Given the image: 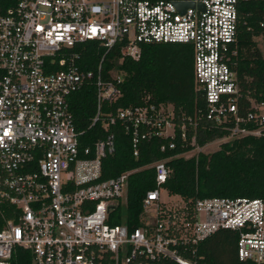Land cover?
I'll list each match as a JSON object with an SVG mask.
<instances>
[{
    "label": "built area",
    "instance_id": "1",
    "mask_svg": "<svg viewBox=\"0 0 264 264\" xmlns=\"http://www.w3.org/2000/svg\"><path fill=\"white\" fill-rule=\"evenodd\" d=\"M176 1L194 5L181 11ZM242 1L0 0V264H196L182 251L220 229L238 233L239 260L264 264V201L179 196L178 203L163 202L161 191L171 194L163 186L169 175L163 160L150 165L155 187L142 200L144 225L110 224L108 207L125 195L135 169L103 178L114 134L82 146L68 101L82 86L94 85L91 125L101 121L106 131L122 125L138 156L141 141L173 137V107L146 103L101 115L102 104L121 94L122 81L118 74L103 78L105 58L114 51L118 63L138 61L143 44L188 43L196 88L207 105L203 117L228 131L214 141L261 134L240 123H264V103L251 101L256 110L237 116L240 92L229 65ZM88 40L103 50L96 70H85L75 49ZM187 123L197 125L191 117ZM181 137L188 139L184 131ZM190 141L184 156L208 144L197 145L195 134Z\"/></svg>",
    "mask_w": 264,
    "mask_h": 264
},
{
    "label": "trees",
    "instance_id": "2",
    "mask_svg": "<svg viewBox=\"0 0 264 264\" xmlns=\"http://www.w3.org/2000/svg\"><path fill=\"white\" fill-rule=\"evenodd\" d=\"M236 54L229 65L235 72L240 96L237 116H245L256 109L251 101L264 103V56L255 38L264 40V0L242 1L238 9ZM81 51V65L85 70H96L103 50L97 42L88 40L76 46ZM58 70V69H57ZM120 75L121 94L113 102H104L101 115L115 113L118 109L146 103L165 104L173 107L175 131L173 137L151 138L141 141L139 155L132 153L131 137L122 125L116 123L104 128L101 121L91 125L96 114V93L92 84H86L70 94L68 101L82 146L92 145L104 138L107 132L114 134L115 150L102 160L103 178L132 171L127 180L125 195L115 201L109 212L110 224H126L133 229L143 224L146 210L142 207L145 193L155 187L153 162L163 160L169 169L163 184L171 194L194 200L204 197H247L264 201V123L249 121L241 127L261 129V134L234 136L220 143L216 150L192 155L182 153L192 149L190 136L195 134L199 146L223 138L228 131L215 127L206 120V102L203 92L196 88L193 74V48L188 43H146L142 45L138 61L126 59L116 62L115 52L105 58L102 76L109 79ZM188 117L197 122L187 123ZM234 116L228 125H234ZM187 134L183 140L181 132ZM174 142V147L168 146ZM165 149L161 150V146ZM238 233L220 229L195 247L182 251L185 258L196 264H252L239 260L236 242ZM18 252L28 250L18 248ZM18 264H24L16 261ZM107 264H112V261ZM150 264H175L170 259L152 261Z\"/></svg>",
    "mask_w": 264,
    "mask_h": 264
},
{
    "label": "rangeland",
    "instance_id": "3",
    "mask_svg": "<svg viewBox=\"0 0 264 264\" xmlns=\"http://www.w3.org/2000/svg\"><path fill=\"white\" fill-rule=\"evenodd\" d=\"M255 41L257 43V46L258 48L260 49L262 55L264 56V40L262 39V37H258V38H255ZM224 140H217V141H213L211 143H208L204 146L202 152H210V151H213V150H216L220 143H222ZM226 141V140H225ZM194 152L188 154V155H192ZM161 200L163 202H166V203H178L180 202L179 200V196L177 195H173V194H170L168 195L165 191H161Z\"/></svg>",
    "mask_w": 264,
    "mask_h": 264
},
{
    "label": "water",
    "instance_id": "4",
    "mask_svg": "<svg viewBox=\"0 0 264 264\" xmlns=\"http://www.w3.org/2000/svg\"><path fill=\"white\" fill-rule=\"evenodd\" d=\"M193 2L192 1H176V6H177V8L179 9V10H181V11H184L186 8H188V7H193ZM113 208V206L112 205H110L109 207H108V209H112Z\"/></svg>",
    "mask_w": 264,
    "mask_h": 264
},
{
    "label": "snow or ice",
    "instance_id": "5",
    "mask_svg": "<svg viewBox=\"0 0 264 264\" xmlns=\"http://www.w3.org/2000/svg\"><path fill=\"white\" fill-rule=\"evenodd\" d=\"M5 135H7V133H5Z\"/></svg>",
    "mask_w": 264,
    "mask_h": 264
}]
</instances>
